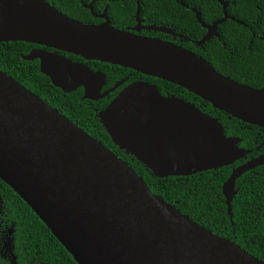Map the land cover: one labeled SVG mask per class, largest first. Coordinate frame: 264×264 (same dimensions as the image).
Segmentation results:
<instances>
[{"label":"water","instance_id":"water-1","mask_svg":"<svg viewBox=\"0 0 264 264\" xmlns=\"http://www.w3.org/2000/svg\"><path fill=\"white\" fill-rule=\"evenodd\" d=\"M101 24H86L45 0H0V43L26 42L132 69L186 89L215 109L264 129V87L221 75L200 55L174 43L140 34L174 30L142 25L118 29L107 9ZM212 24L196 44L216 37L228 19ZM188 40V38H185ZM41 72L66 92L85 87L97 99L104 79L80 64L44 51ZM113 141L135 154L160 178L219 169L249 151L224 136L217 120L175 96H162L145 82L126 87L100 115ZM264 164V156L236 168L223 184L228 214L237 180ZM0 179L36 213L78 264H264L235 241L214 234L155 195L123 159L101 141L0 70ZM11 251L10 243L7 244ZM16 259V258H15Z\"/></svg>","mask_w":264,"mask_h":264},{"label":"trees","instance_id":"trees-1","mask_svg":"<svg viewBox=\"0 0 264 264\" xmlns=\"http://www.w3.org/2000/svg\"><path fill=\"white\" fill-rule=\"evenodd\" d=\"M45 1L59 12L80 22H103L87 7L93 0ZM138 1L144 25L164 26L184 38L156 31H144V35L174 43L200 55L221 75L241 84L257 89L264 87V0H96L93 9L94 13L100 15L107 8L111 24L118 29H126L137 26ZM221 1L229 3V16L235 20L228 19L219 26L220 39L214 37L198 46L196 42L206 35L207 30L198 22L192 9L200 12L204 23L212 24L224 17ZM23 43H0V70L36 94L51 89L50 78L42 74L39 67L22 59V55L26 53ZM109 67L105 65L99 67V70L108 73ZM115 71L117 76L132 72L134 75L130 81H143L131 84H152L162 96H175L217 120L224 136L239 140L237 146L249 151V154L219 169L189 176L160 178L138 156L116 145L101 121L100 115L122 91L113 99L105 98L101 101L100 108L105 109L93 119V131H85L132 167L153 194L175 205L181 213L214 234L235 241L249 254L264 261V174L254 173L261 169L249 171L237 180L238 193L232 203V219L222 192L223 184L233 171L243 161L258 155L255 148L263 143L264 129L215 109L209 102L175 84L128 68L115 67ZM110 82L113 80L110 79ZM0 194L6 204L7 218L15 223L12 231H15V253L19 264H78L30 206L1 179ZM256 214L263 216L257 218Z\"/></svg>","mask_w":264,"mask_h":264},{"label":"flooded vegetation","instance_id":"flooded-vegetation-1","mask_svg":"<svg viewBox=\"0 0 264 264\" xmlns=\"http://www.w3.org/2000/svg\"><path fill=\"white\" fill-rule=\"evenodd\" d=\"M93 11H94V9H93ZM102 14H100V15H102ZM96 15H98V14H96ZM97 18H99V17H97ZM99 19H101V18H99ZM103 22H104V20H103ZM142 25H144L143 22H142ZM131 28H134V27H131ZM126 29H130V28H126ZM144 31H146V30H142L140 32V34L144 35L143 34ZM144 36H147V35H144ZM148 37H150V36H148ZM1 43H9V42H1ZM23 44L24 45L22 47L24 50H26V53H24V55H22V59L25 62H29V63L36 65L37 67H39L40 71H41V62L39 59H35L33 61H29V60L25 59V57L28 56L33 51H44V52H48L51 54H55L57 56H60L64 59L70 61L73 64H80L83 67L87 68L86 66L83 65V64H85L89 67L87 69H89L91 72L98 73L99 75L102 76V78L104 79V82H102L103 83L102 88L100 90V96H102V97H98L97 99H90V98L86 97L85 87H78L71 92H66L62 88L55 86L50 79L49 80L52 84L51 89H46L45 91H40V93H37V94L33 92L38 97H40L42 100H44L46 103H48L51 107H53L54 109L59 111L62 115H64L68 119H70L73 123L78 125L80 128H82L84 131L85 130L90 131V132L93 131V127L95 125L93 122V119L97 118V115L100 113V111L105 109V108H100V106L102 104L101 101L103 99H105V98L113 99L132 82L143 81V80L130 81V78L132 77V75H134V73H132V72L131 73L124 72V74L122 76H117L116 71H115V67H121L118 65H112L109 63H104V62L95 61V60H86L80 56H76L74 54H69V53H66L63 51H58V50H55V49H52L49 47H45L42 45H38V44L26 43V42H24ZM105 65L110 66L108 73H104L101 70H99V67H104ZM123 68H126V67H123ZM130 70H132V69H130ZM103 75H105V77ZM110 79L113 80L112 83L110 82ZM116 85H119V86L116 89H114ZM263 139H264V137H263ZM255 149L258 152V155L254 158L247 160V161H243L240 164V166L244 165L245 163H247L249 161H252L254 159H257L259 157L264 156V140H263V143L260 144V146L256 147ZM240 166H238V167H240ZM258 169H261V170L255 171L254 173L256 175H258L260 173L264 174V164L258 165L257 167H255L254 169H251L250 171H254V170H258ZM247 172H249V171H247ZM259 211L263 212V211H261V209ZM260 212H259V214H260ZM259 214H256L257 218L260 216H263V215H259ZM7 217H8V213H7L6 204L4 202L3 196H1V194H0V264H19L18 263V257L15 253V244H14V242H15V237H14L15 233L14 232L15 231L14 232L12 231V229L15 228L14 227L15 223L11 222ZM8 243H10V248H12L11 251L7 247Z\"/></svg>","mask_w":264,"mask_h":264}]
</instances>
